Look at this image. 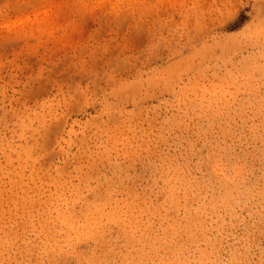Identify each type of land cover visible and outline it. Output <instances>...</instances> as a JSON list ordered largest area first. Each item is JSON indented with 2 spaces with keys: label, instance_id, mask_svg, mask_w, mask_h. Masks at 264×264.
<instances>
[{
  "label": "rangeland",
  "instance_id": "374dc122",
  "mask_svg": "<svg viewBox=\"0 0 264 264\" xmlns=\"http://www.w3.org/2000/svg\"><path fill=\"white\" fill-rule=\"evenodd\" d=\"M0 264H264V0H0Z\"/></svg>",
  "mask_w": 264,
  "mask_h": 264
}]
</instances>
